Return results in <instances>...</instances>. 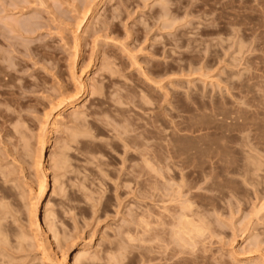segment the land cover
Masks as SVG:
<instances>
[{"label": "rangeland", "instance_id": "374dc122", "mask_svg": "<svg viewBox=\"0 0 264 264\" xmlns=\"http://www.w3.org/2000/svg\"><path fill=\"white\" fill-rule=\"evenodd\" d=\"M46 210L69 264H264V0H0V264Z\"/></svg>", "mask_w": 264, "mask_h": 264}, {"label": "bare ground", "instance_id": "6f19581e", "mask_svg": "<svg viewBox=\"0 0 264 264\" xmlns=\"http://www.w3.org/2000/svg\"><path fill=\"white\" fill-rule=\"evenodd\" d=\"M92 6V5H91ZM91 8V7H90ZM91 10V9H90ZM89 10V11H90ZM93 10V9H92ZM91 14V13H90ZM87 15V14H86ZM90 16H92V15H90ZM86 18V17H85ZM172 22V21H171ZM166 24V23H165ZM168 24H169V22H168ZM171 24V23H170ZM173 24H175V22L173 23ZM21 28H24V27H21ZM24 31L26 30V29H23ZM14 31V30H13ZM28 31V30H27ZM74 75H75V73H74ZM79 82V81H78ZM76 89H78V88H76ZM79 89L81 90V94L77 97V98H75V97H73L72 99H70V101H71V108L73 109L72 111H74L77 107H78V105L79 104H82V102L84 101V99H85V97L87 96V93H88V86H87V83H86V81L84 80V79H81L80 80V82H79ZM99 90V89H98ZM101 91V90H100ZM99 92V91H98ZM71 98V97H70ZM86 100V99H85ZM62 103V102H61ZM66 104V103H65ZM59 105V107L61 108V109H58V111H60L59 113H58V115H55L56 116V118H54V123L52 124V125H57V121H59V119H60V116H61V111H62V109H64L65 108V105L64 104H58ZM67 105V104H66ZM58 107V106H57ZM74 114V113H73ZM75 114H76V112H75ZM80 114H83V113H80ZM79 113H78V115H80ZM77 115V114H76ZM77 115V116H78ZM75 115H73L72 117H74ZM77 116H75L74 118H75V122L77 121L76 120V117ZM78 117H81V116H78ZM77 117V119H78V121L79 120H81V118L79 119ZM47 119H48V117H47ZM61 120V119H60ZM62 121V120H61ZM77 121V122H78ZM147 125V124H146ZM58 126V125H57ZM57 129V128H56ZM60 129V128H59ZM58 130V129H57ZM157 133V132H156ZM50 134V133H49ZM152 134H154V133H152ZM162 134V133H161ZM74 135V134H73ZM157 135V134H156ZM164 135V134H163ZM142 138V137H141ZM135 139V138H134ZM137 139V138H136ZM144 139V138H143ZM148 139V138H147ZM150 139V138H149ZM149 139H148V142H149ZM75 140H77V139H75ZM139 140V139H138ZM141 140V139H140ZM154 140V139H153ZM146 141L147 140H145L144 139V142L146 143ZM143 142V141H142ZM154 142V141H153ZM153 142H151V140H150V143H152L153 144ZM158 143V142H157ZM148 144V143H147ZM162 144V143H161ZM128 145V144H127ZM130 146V145H129ZM144 146V145H143ZM142 146V147H143ZM148 146H149V144H148ZM128 147V146H127ZM141 147V148H142ZM137 148V147H136ZM144 148H147V147H145L144 146ZM143 148V149H144ZM149 148V147H148ZM151 148V147H150ZM153 148V147H152ZM147 150V149H146ZM136 151V150H135ZM144 152H146L145 151V149H144ZM143 153V152H142ZM146 155V154H145ZM132 156V155H131ZM139 156H141V155H139ZM143 157H144V155H142ZM141 156V157H142ZM147 156V155H146ZM154 156V155H153ZM152 156V157H153ZM159 156V155H158ZM148 157V156H147ZM137 158V157H136ZM154 158V157H153ZM146 160H147V158H145ZM62 160H63V158H62ZM142 160V159H141ZM156 160V159H155ZM59 161V160H58ZM124 161V160H123ZM46 159H45V156L43 155V153H41V157H40V164H39V167L41 168V167H43V166H45L46 165ZM60 162H61V160H60ZM62 162H65V161H62ZM132 162V161H131ZM143 162V161H142ZM146 162V161H145ZM144 162V163H145ZM150 161L148 160V163H149ZM151 162H152V160H151ZM154 162V161H153ZM152 162V163H153ZM157 162H158V160H157ZM165 162V161H164ZM166 162H167V158H166ZM143 163V164H144ZM147 163V162H146ZM147 163V164H148ZM156 163V162H155ZM162 161H159L158 162V164H156L157 165V167H155L156 169H157V171H158V174H161L164 170H163V168L161 169V165H162ZM57 164H60V163H57ZM57 164H55V166H57ZM63 164V163H62ZM125 164V163H124ZM131 164V163H130ZM136 164V163H135ZM126 165V164H125ZM150 165L151 166H153L154 164H151L150 163ZM131 166V165H130ZM143 166V165H142ZM149 166V165H148ZM53 167H54V165H53ZM129 167V166H128ZM132 167V166H131ZM150 167V166H149ZM163 167H164V165H163ZM154 168V169H155ZM53 169V168H52ZM128 170V169H127ZM161 170H163L162 172H161ZM45 171V170H44ZM49 171L50 170H46L44 173V175H45V179H44V185L42 186V188H41V196H42V198L40 199V201L38 202V208L39 207H41V206H43L44 204H45V201H43V198H45L48 194H49V188H48V185H49ZM134 170H132V172H133ZM155 171V170H154ZM156 171V172H157ZM152 172V171H151ZM128 173V172H127ZM153 174H154V172H152ZM131 175V174H130ZM139 174H137V176H138ZM147 175V174H146ZM161 175H163V174H161ZM160 175V176H161ZM164 176V175H163ZM143 177H145V176H143ZM153 177V176H152ZM158 178H160L159 176H157ZM133 178H134V176H133ZM155 178H156V176H155ZM161 178H163V177H161ZM160 178V179H161ZM132 179V178H131ZM136 179V178H135ZM147 179H148V177H147ZM141 180V179H140ZM143 180V179H142ZM141 180V181H142ZM146 180V179H145ZM149 180V179H148ZM126 181V180H125ZM138 181H139V179H138ZM140 181V182H141ZM156 181H157V179H156ZM125 183V182H124ZM138 185V184H137ZM145 185V184H144ZM142 186V185H141ZM155 186V185H154ZM176 186V185H175ZM147 187V186H146ZM156 187V186H155ZM154 187V188H155ZM140 189V188H139ZM145 189V188H144ZM144 189L143 190H140V193L141 194H147V192L148 191H144ZM149 189V188H148ZM175 189V188H174ZM146 190V189H145ZM132 191V190H131ZM151 191H153V190H151ZM150 191V192H151ZM156 191V190H155ZM158 191V190H157ZM154 192V191H153ZM159 192V191H158ZM170 192V191H169ZM157 193V192H156ZM180 193V192H179ZM130 194H132V193H130ZM129 194V195H130ZM148 195V194H147ZM156 195V194H155ZM141 197H142V195H140ZM154 196V195H153ZM152 197V196H151ZM179 197V196H178ZM172 199H173V197H172ZM174 200H175V198H174ZM151 201V200H150ZM172 202V201H171ZM193 202V201H192ZM153 203V202H152ZM169 203V202H168ZM175 203V202H174ZM166 204V203H165ZM172 204V203H171ZM181 204V203H180ZM189 204V203H188ZM182 207V206H181ZM190 207V206H189ZM192 207V206H191ZM165 208V207H164ZM50 209V208H49ZM185 209V208H184ZM184 209H182L183 211H184ZM263 209V208H262ZM46 219H47V221H46V223L43 225V224H40V222H39V217H37V222L36 223H38V231H39V233L41 234V235H44V237L46 236V244L45 243H42L40 240H39V235H36L35 236V239H36V241H37V243H38V246H39V248L42 250V252H43V255H44V258L46 259V261H47V263L48 264H69V262H70V260H69V256H68V254H64V256H62L61 258H58V256L56 257V253L53 251V247H52V244H51V237H47V235L49 234V232L51 231V226H52V223H53V221H52V223H51V226H50V222H51V217H52V215L53 214H51V212L49 211V210H46ZM181 213H183V212H181ZM194 215L196 216V214H195V212H194ZM183 216V215H182ZM182 216H179V217H182ZM198 216V215H197ZM178 217V218H179ZM185 218L187 217L186 215L184 216ZM184 217H182V221H183V219H184ZM192 217V219H193V216H191ZM53 218V217H52ZM190 218V217H189ZM176 219V218H175ZM195 219V218H194ZM185 220V219H184ZM177 221V220H176ZM194 221V220H193ZM43 222V221H42ZM145 222V221H144ZM178 223H180L179 221H177ZM186 222V224L188 223V220L187 221H185ZM184 222V223H185ZM190 222V221H189ZM141 223H143V222H141ZM175 223V222H174ZM199 223V222H198ZM198 223H196L195 222V224H198ZM148 225H149V223H147ZM177 224V223H176ZM181 224H182V222H181ZM188 224H190V223H188ZM191 224L193 225V222H191ZM200 224V223H199ZM145 225V224H144ZM146 226V228L148 227L149 228V226ZM157 225H159L158 223H157ZM162 225V224H161ZM174 225V224H173ZM142 226V225H141ZM144 226V227H145ZM175 226V225H174ZM177 226H178V224H177ZM184 226H185V224H184ZM188 226H191V225H188ZM201 226V225H200ZM51 227V228H50ZM140 227V226H139ZM179 227V226H178ZM177 227V228H178ZM187 227V226H186ZM185 227V228H186ZM191 227H193V229L196 227L197 228V225L194 227V225L193 226H191ZM203 227H204V225H203ZM205 227H206V225H205ZM204 227V228H205ZM176 228V229H177ZM184 228V229H185ZM200 228V227H199ZM150 229V228H149ZM187 229V228H186ZM185 229V230H186ZM191 230H192V228H190ZM181 230H183V228L181 229ZM180 230V231H181ZM184 230V231H185ZM206 230H208V229H206ZM152 231V230H151ZM188 231H190L189 229L187 230V232ZM193 231H195V230H193ZM0 232H2V231H0ZM145 232H147V230H145ZM148 232H150V231H148ZM147 232V233H148ZM182 232V231H181ZM186 232V231H185ZM184 232V233H185ZM196 232V231H195ZM153 233V232H152ZM177 233V232H176ZM183 233V232H182ZM183 233V235H185L186 236V234H184ZM188 233H193V232H188ZM53 234V233H52ZM179 234V233H178ZM194 234V233H193ZM197 234V233H196ZM199 234V233H198ZM55 235V234H54ZM176 235V234H175ZM174 235V236H175ZM182 235V236H183ZM189 235V234H188ZM187 235V236H188ZM204 235V234H203ZM3 236V235H2ZM123 236V235H122ZM152 237L154 236V234L153 235H151ZM179 236L180 235H178V238H179ZM186 236V237H187ZM192 236H194V235H192ZM152 237H151V239H152ZM184 237V236H183ZM182 237V238H183ZM185 237V238H186ZM189 237V239L187 240V242L189 243V240H190V236H188ZM1 238V237H0ZM142 238V237H141ZM146 238V237H145ZM147 238H148V235H147ZM157 238V237H156ZM161 238V237H160ZM159 238V239H160ZM177 238V239H178ZM181 238V237H180ZM194 238H195V236H194ZM55 239V238H54ZM53 239V240H54ZM138 239V238H137ZM143 239H144V237H143ZM154 239H155V237H154ZM57 240V239H56ZM142 240V239H141ZM146 240V239H145ZM156 240V239H155ZM179 240H181V239H179ZM194 240V239H193ZM149 241V240H148ZM148 241H146L147 243H148ZM157 241V240H156ZM191 241V240H190ZM57 242V241H56ZM56 242H54L55 244H57ZM142 242V241H141ZM145 242V243H146ZM158 242H161V241H159L158 240ZM174 242V241H173ZM181 242V241H180ZM182 242H184V241H182ZM181 242V244H185V246H186V243H182ZM186 242V241H185ZM192 242H194V241H192ZM36 243V242H35ZM153 243V242H152ZM178 243V242H177ZM203 243V242H202ZM3 244H4V242H3ZM122 244V243H121ZM150 244V243H149ZM172 244H174V243H172ZM176 244V243H175ZM193 244V243H192ZM60 245V244H59ZM119 245V244H118ZM189 245H191V244H189ZM195 245H196V242H195ZM184 246V245H183ZM182 246V247H183ZM187 246H188V244H187ZM1 247V246H0ZM62 247V246H61ZM173 247V246H172ZM181 247V246H180ZM191 247V246H190ZM59 248V247H58ZM146 248V247H145ZM150 248V247H149ZM166 248H168V247H166ZM195 249H196V246L194 247ZM123 249V248H122ZM125 249V248H124ZM152 249V248H151ZM183 249V248H182ZM192 249V248H191ZM59 250H61V249H59ZM67 250H69V249H67ZM117 250V249H116ZM121 250V249H120ZM126 250V249H125ZM190 250V249H189ZM193 250L194 249H192V252H193ZM64 251V250H63ZM110 251H112V250H110ZM114 251V250H113ZM143 251V250H142ZM116 252V251H115ZM121 252H122V250H121ZM120 252V253H121ZM124 252V251H123ZM151 252H153V251H151ZM169 252H171V251H169ZM177 252V251H176ZM196 252V251H195ZM66 253V252H65ZM117 253V252H116ZM166 253V252H165ZM168 253V252H167ZM174 253V252H173ZM173 253H172V255H173ZM197 253V252H196ZM60 254V253H59ZM113 254V253H112ZM111 254V255H112ZM187 254V253H186ZM83 250H80L79 252H78V254H77V256H76V264L79 262L80 263V261L82 260V258H83ZM86 255V254H85ZM109 255V254H108ZM116 255V254H115ZM122 255H124V254H122ZM121 255V256H122ZM118 256H119V254H118ZM167 256V255H166ZM169 256V255H168ZM177 256V255H176ZM175 256V257H176ZM108 257V256H107ZM111 257V256H110ZM112 257H115L114 255H112ZM112 257H111V260H113L112 259ZM200 257V256H199ZM90 258V257H89ZM95 258V257H94ZM117 258H119V257H117ZM121 259H122V257H121ZM171 259V258H170ZM180 259V258H179ZM90 260V259H89ZM118 260V259H117ZM120 260V259H119ZM194 260H195V258H194ZM234 260V259H233ZM85 261V260H84ZM114 261H116V259L114 260ZM173 261V260H172ZM182 261V260H181ZM88 262V261H87ZM113 262V261H112ZM169 262V261H168ZM78 263V264H79ZM109 263H110V261H109ZM178 263V262H177Z\"/></svg>", "mask_w": 264, "mask_h": 264}]
</instances>
